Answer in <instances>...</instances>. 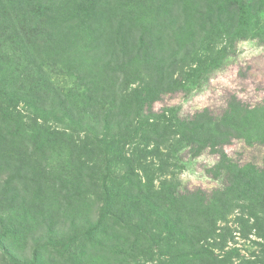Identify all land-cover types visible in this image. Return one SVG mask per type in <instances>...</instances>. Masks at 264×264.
Returning <instances> with one entry per match:
<instances>
[{"label": "trees", "instance_id": "trees-1", "mask_svg": "<svg viewBox=\"0 0 264 264\" xmlns=\"http://www.w3.org/2000/svg\"><path fill=\"white\" fill-rule=\"evenodd\" d=\"M10 1L22 3V0H0L3 8L0 10V26H3L5 18L4 6ZM28 1L35 3L38 0ZM50 1L43 0V3L50 7ZM99 1L76 0L68 8L69 18L62 17L58 11L56 16H51L53 19H49L50 24L55 30L63 24L70 32L78 29L75 23L89 20V25L102 21L109 23L111 27L101 42L107 55L115 56L114 62L126 68H123L125 74L120 80L117 75H112L108 83L96 76L94 81L90 75L89 79L87 73L80 71L81 80L72 76L69 85L59 82V79L55 82L50 70L69 76V70H72L69 58L54 56L51 57L54 58L53 64L50 60L45 64L44 58H38L30 51L22 55L27 67L23 61L17 60V73L13 72L9 52L14 48L11 46L9 51L7 42L14 38L0 35V165L3 163L10 169L11 156L6 151L19 146L20 142L22 145L30 143L31 139V143L41 146L45 152L58 146L69 151L64 167H69L71 173L77 172L79 176L85 167H90L93 197L100 205L97 218L84 233L93 241L99 235L106 237L100 240L98 249L110 259L109 264H127L129 261L136 264H264V248L258 254L236 257L235 260L230 251L222 254L214 251L225 247L221 242L223 226L220 222H227L228 215L236 209L243 213L239 214L240 219L244 220L243 216L248 214L247 220L253 222L251 227L258 231V237L264 239V159L262 168L251 163L239 164L222 150L232 138L242 139L248 144L257 143L264 148V102L250 106L232 95L227 108L217 119L207 110L196 112L187 119H175L167 108L159 114H147L152 113L154 102L163 94L183 86L175 77V69L185 58L173 55L170 58L168 53L160 50L161 43L153 36L147 38L143 31L146 25L162 26L161 20H165L172 10L163 11L155 0H132V8L127 7V10L113 4L121 8L117 17L113 6L106 7ZM255 4L252 7L260 17L263 12L260 3L256 0ZM244 8L245 0H184L175 11L184 17L187 25L191 17L190 27L196 26L198 38L202 31L210 32L215 27L220 28V32L223 30V37L232 32L242 37V26H246ZM24 14L25 18L35 16V9L31 14ZM131 25L135 32L130 31L129 36L125 27ZM69 32L58 37L56 43H65ZM15 40L17 44L21 43L17 38ZM199 61L200 58H194L192 63ZM213 62L214 59L203 61L202 65L209 67ZM79 66L83 67V64L80 62ZM189 67L186 77L201 71L197 65ZM111 84L113 89L106 93ZM11 87L25 101L35 100L41 106L52 107L63 118L66 117L69 124L51 127L45 120L44 130L39 134L34 126H42L36 116L32 121L35 125L30 126L28 122V128L22 131L26 122L13 115V105L5 104L4 96ZM70 122L80 127L74 129ZM81 134L85 136L77 143L75 136ZM175 136L176 142L190 146L195 155L205 148L220 152L214 168L215 176L223 180L222 187L210 192L201 189L183 191L180 188V182L171 170L174 163L169 151ZM136 137L140 138L147 152L145 160L132 159L126 156L125 151L122 152L123 145ZM147 156L150 157L148 161ZM116 165H123L124 169H117ZM20 169L18 166L16 171L20 172ZM7 178L11 181L12 175ZM0 188L1 195L5 190ZM108 218L114 219L112 231L103 227ZM74 238L51 243L64 256L67 254L65 246ZM37 259L36 255L31 258V264H37Z\"/></svg>", "mask_w": 264, "mask_h": 264}, {"label": "rangeland", "instance_id": "rangeland-1", "mask_svg": "<svg viewBox=\"0 0 264 264\" xmlns=\"http://www.w3.org/2000/svg\"><path fill=\"white\" fill-rule=\"evenodd\" d=\"M75 1L51 0L50 7L45 6L43 0L35 3L28 0H22L21 4H13L11 1L6 3L5 18L2 22L4 27L0 26V35L6 34V37L14 38L7 42L9 51L14 48L9 52L13 61L11 64L13 72L17 73L19 66L17 60L23 61V65L27 67L28 64L23 60L22 55L25 51H30L38 58H44L45 64L48 60L53 64L54 58L51 57L54 56L69 58L72 63L69 76L50 70L55 82L59 79V82L69 85L72 83V76L80 79V71L82 74L87 73L89 79L90 76L93 80L95 76L103 81L106 79L104 83L111 81L112 75H117L116 78L119 80L122 78L125 74L123 68H126L114 62L115 56L107 55V50L101 42L106 37L108 27H111L109 23L102 21L99 24L89 25L90 20L75 23L78 29L70 32L63 24L56 27V30L52 28L49 20L53 19L51 16H56L59 11L63 14L62 17L69 18L67 11ZM100 1L106 7L113 6L117 17L121 8L115 7L116 3L124 6L126 10L132 8V0H126L125 3V0ZM255 1L245 0L246 26H242L244 34L242 37L235 32L223 37L221 34L223 30L220 32V28L215 27L210 32L202 31V35L198 38L195 24L194 28L190 27L191 17L188 16L189 25H187L184 17L175 11L176 6L182 5L184 0H155L163 11L172 10L169 12L171 14H168L165 20H161L162 26L146 25L143 31L146 32L147 38L150 36L156 38L158 43H161L160 50L168 53L170 58L173 55L185 59L175 69V77L183 86L163 94L161 99L154 102L152 113L147 114H159L167 108L175 119H187L196 112L207 110L217 119L227 108L228 99L232 95L250 106L264 102V0H257L263 11L260 17H257L252 7L257 4ZM34 9L35 16L25 18L24 13L31 14ZM0 10L3 8L0 7ZM47 15L50 16L46 18ZM125 28L128 34L130 31L135 32V27L132 25ZM65 32H69L67 41L56 43L57 38L62 37ZM139 32L137 31L136 34ZM99 35L101 37H98ZM15 38L21 43L17 44ZM2 54L4 55V52ZM49 54L50 58H48ZM194 58H200V61L192 63ZM213 59L214 62L209 67L202 65L203 61L211 62ZM80 62L83 67L79 66ZM196 65L201 67V71L192 77H186L185 72L189 70V66ZM74 66L79 70L75 71ZM111 87L112 84L106 93L113 89ZM8 91L4 96L5 104L13 105L15 107L13 115L19 116L26 122L22 126V131L28 128V122L30 126L35 125L32 121L36 116L39 117L38 123L42 126V128L34 126L39 134L44 130L45 120L51 127L60 128L69 124L67 118H63L61 113L52 107L41 106L35 100L25 101L12 87ZM17 98L20 100L17 101ZM74 124L75 122H70V126L74 129L80 127L73 126ZM28 136L29 140L30 133ZM84 136V134L75 136L77 143L81 142ZM175 138L174 145L169 151L171 150L174 163L171 170L180 182V188L183 191L201 189L210 192L212 189L222 187L223 180L218 175L215 176L217 173L214 168L220 152L205 148L195 155L194 149L185 143L179 144L176 142L177 136ZM30 141L32 142L31 139ZM31 142L24 145L20 142L19 146L6 151L11 156L10 169L3 163L0 165V187L5 190V193L0 195V236L2 235L0 264H31V258H35V255L38 258L37 264H109L110 259L103 254L104 251L98 249L100 240L106 237L99 235L93 241L84 233L86 227L97 218L100 205L93 197L90 167H85L78 176L77 172L71 173L69 167H64L65 160L69 158V151L58 146L45 152L44 148L35 146ZM222 150L231 160L239 164L251 163L259 168L263 167L264 148L257 143L248 144L242 139L232 138L228 144L223 145ZM123 151L126 156L138 160H145L147 153L138 137L124 144ZM148 160H150L149 156H147ZM18 166L22 168L20 172L16 171ZM112 166L114 167V164ZM116 166L117 169H124L123 165ZM139 172L141 173L140 170ZM10 174L11 181L7 178ZM30 177L32 179H28ZM7 180L10 181L8 184H6ZM158 184L156 181V185ZM241 213L236 209L228 215L227 222H220V226H223L220 231L221 242L225 243V247L214 249L217 254H222L226 250L232 252L235 256L234 260L236 257L258 254L261 248H264V239L258 237V231L251 227L252 220H247L248 214L243 216L244 220L240 219ZM113 221L114 219L108 218L107 223H103L104 230H109L114 225ZM72 236L75 238L65 246L66 250H63L73 256L67 254L63 256L61 251H57L54 247V243ZM127 264L136 263L129 261Z\"/></svg>", "mask_w": 264, "mask_h": 264}]
</instances>
